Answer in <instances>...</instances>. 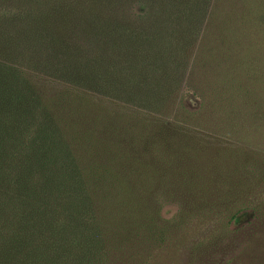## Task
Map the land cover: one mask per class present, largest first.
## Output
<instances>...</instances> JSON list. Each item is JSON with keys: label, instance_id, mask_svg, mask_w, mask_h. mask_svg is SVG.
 Listing matches in <instances>:
<instances>
[{"label": "trees", "instance_id": "1", "mask_svg": "<svg viewBox=\"0 0 264 264\" xmlns=\"http://www.w3.org/2000/svg\"><path fill=\"white\" fill-rule=\"evenodd\" d=\"M2 1L16 8L0 11V264H100L122 206L108 191L119 175H105L131 158L126 122L246 123L224 96L245 84L217 91L208 73L242 74L234 45L250 2ZM132 194L138 217L159 213Z\"/></svg>", "mask_w": 264, "mask_h": 264}, {"label": "rangeland", "instance_id": "2", "mask_svg": "<svg viewBox=\"0 0 264 264\" xmlns=\"http://www.w3.org/2000/svg\"><path fill=\"white\" fill-rule=\"evenodd\" d=\"M245 2L250 24L237 26L241 38L234 45L242 74L225 75L220 68L208 75L217 91L229 80L245 84V92L230 89L224 96L246 123L229 112L221 131L172 120L149 123L143 116L126 122L123 145L131 158L105 175H119L108 191L122 206L110 223L113 232L105 235L100 264H264V0ZM15 8L0 0V11ZM200 99L188 98L187 110ZM133 192L142 209L154 206L159 213L138 217ZM238 214L244 215L240 221Z\"/></svg>", "mask_w": 264, "mask_h": 264}]
</instances>
